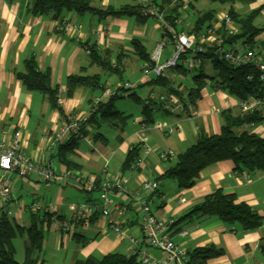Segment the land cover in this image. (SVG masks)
Returning <instances> with one entry per match:
<instances>
[{
	"label": "crops",
	"instance_id": "crops-1",
	"mask_svg": "<svg viewBox=\"0 0 264 264\" xmlns=\"http://www.w3.org/2000/svg\"><path fill=\"white\" fill-rule=\"evenodd\" d=\"M88 1L91 6L97 8L105 6L118 8L125 4L137 3L136 0ZM28 2L29 0H0V140L10 142L14 138V132L19 131V146L29 158L48 164L58 175L70 171L53 158L56 147L52 148L50 145L64 122L60 111L51 108L41 93L27 91L16 78V73L23 71L26 59L33 58L40 70L50 71L51 85L62 89L64 93L66 77L70 74H99L101 84L110 87L107 80L104 82L101 80L102 74L109 72L102 71L96 64H89L87 47L93 46L99 52L105 51L113 65L118 62L120 77L124 69L128 67L131 69L129 79L121 78L112 89L128 81L132 85L129 91L135 92L140 99L147 97L154 99V110L151 115L153 120L142 129L144 117L140 105L129 111L119 110L124 113L128 111L130 115L124 128L122 130L112 128L108 137L104 135V140H94L91 136L80 139L77 147L68 156L73 163L79 165V169L71 171L99 179L105 177L112 180L126 179L127 189L124 193H111L108 196L112 204L116 205L110 215L122 222L126 235L142 237L141 214L137 210V204L131 199L132 194L139 193L138 201L146 203L157 219L175 223L169 229V237L184 252L212 244L221 248L223 254L209 259L207 264H264V257L259 249V244L264 239V177H261L260 171H235L231 161L223 160L201 169L193 186L188 189H179L172 179L160 178L167 167L175 162L177 154L185 150L200 134L211 135L220 132L223 112H229L234 116L241 113L238 98L206 81L200 88L199 98L188 109L181 111L174 105L163 102L165 108L164 105L160 107V100L157 98L171 93L166 94L164 88L151 84L152 75H149L148 79L142 76L143 63L134 54L130 44L132 38H138L141 43L142 39H146V21L139 23L133 16L100 18L87 12L78 14L69 11L63 15V19H70L81 25L80 30L71 36L56 30V21L50 15L31 14ZM203 5L204 0H192L180 22L174 23L175 29L180 33H192L194 19L203 11L201 10ZM233 8L239 14H247L258 9L253 24L261 28V31L254 37L251 47L264 62V0H235ZM178 11L179 9H175L171 14L175 15ZM214 11L215 20L211 25L215 31L209 41L219 39L218 31L224 29L219 19L226 13L225 9L219 6ZM154 29H160L156 22ZM154 37L155 32L152 31L151 38ZM209 43H217V40ZM223 46L240 51L250 49L242 41L231 46L226 44ZM169 57L170 55H167L165 61ZM203 67L206 73L211 68L208 62H205ZM170 75L178 91L185 97V88L190 83L184 85L186 78L183 79L173 73ZM136 88L142 92L138 94ZM100 93L101 89L92 90L79 86L69 96L63 94L59 103L60 109L65 116L84 113L90 109V99ZM154 122L172 126L173 129L171 132L156 129ZM242 129L262 136L259 125L256 128L245 125ZM135 145H139V154L146 147L147 153L143 155L137 168L129 167L122 170L121 166L128 150ZM162 153L167 156L161 158ZM23 180L32 187L31 193L35 199L40 191L38 183L43 181L37 180L34 173ZM145 181L158 182L157 189H141V184ZM43 183L47 186L52 182ZM55 184L62 186L63 191L71 188L84 194L82 198L73 196V200L66 204L45 200L44 205L52 204L55 211L65 218L70 216L69 205L86 202L88 197L94 201L98 198L97 190L88 193L71 182ZM216 189L225 194H233L237 202L249 205L262 216L263 223L254 229L242 230L236 223L228 225L215 215L176 222L206 194ZM11 190L12 198L6 209L14 223L24 226L22 224L24 211L28 210L27 207L31 204L27 206L19 204L21 202L16 201L18 196L14 195L13 189ZM13 206L14 211L11 212ZM29 223L30 213L28 225ZM72 230L78 236H73L72 232L61 233L42 226L40 248L31 256L34 264H74L76 260L88 256L100 257L110 252L134 253L127 236L116 234L109 226L107 218L101 215ZM141 247L153 257L158 259L163 257L159 251L145 243H142ZM24 258L25 250L19 263H23Z\"/></svg>",
	"mask_w": 264,
	"mask_h": 264
},
{
	"label": "trees",
	"instance_id": "trees-1",
	"mask_svg": "<svg viewBox=\"0 0 264 264\" xmlns=\"http://www.w3.org/2000/svg\"><path fill=\"white\" fill-rule=\"evenodd\" d=\"M216 2L222 6L226 13L231 17L236 32L227 34L223 29L218 31L220 41L217 43H203L202 51L196 52V57L200 59V64L194 70L186 68L182 60L185 55L180 57L175 65L170 66L162 74H154L150 79V83L158 85L166 90V94H173L177 96L181 103V111L186 110L189 106H193L196 99L199 98L200 88L209 81L214 86L222 88L229 94L238 98L239 101L248 98L263 99L264 89L262 81L259 79L258 69L251 63H244L234 65L219 53V48L223 45H233L238 41L247 44L252 49L254 37L261 31V28L253 24V19L258 13V9L247 14H239L233 8L235 0H209ZM245 1V0H240ZM136 4H125L118 8L112 6H105L101 8L93 7L88 0H29L28 10L33 15L48 14L55 21L63 19V15L69 11H74L78 14L85 12L92 15L104 18L107 16H133L139 23H144L149 18L141 12V5L138 1ZM153 3L163 9L165 17L175 27L173 22L172 12H175L178 1L174 0H153ZM191 1L189 2V5ZM215 11L212 9L200 11L195 17L191 32L197 35L201 29L211 27L214 19ZM220 32V33H219ZM162 36L166 34L161 30ZM130 44L134 50V54L144 64L149 67L155 65L145 46L138 38H132ZM89 64L98 65L102 71L119 74L120 69L118 62L111 63L107 53L99 52L93 46H88ZM208 62L212 74L205 72L203 64ZM179 75L181 78L190 77L191 83L185 88V97L178 91L170 74ZM16 78L21 82L24 88L31 92L37 91L41 93L51 108L60 111V115L65 119V115L60 109V104L57 101L58 87L51 85L50 71L48 69L40 70L33 58L24 61V69L16 73ZM65 95L69 96L77 87L83 86L92 90L103 89L100 82L99 74H70L66 77ZM130 89H123L117 87L113 94L108 96L106 101H99L95 108L91 109L92 97L90 99L91 113L85 121L79 124L75 133H71L66 140L59 142L56 146V152L52 155L57 162L64 165L68 174L73 173L71 169H79V165L73 163L69 159V155L77 147L80 139L86 136H91L94 140H104L105 136L100 131L103 126H111L122 130L130 118L129 114L119 111L114 108V101L118 98H123L125 95L133 99L141 106L143 114V124L152 122V111L154 99L145 102V99L140 97ZM159 101V100H158ZM157 101V102H158ZM165 101H159L160 107H163ZM165 108V105H164ZM262 108H256L246 113L239 115H231L229 112H223V122L218 134H200L193 143H191L185 150L177 154L175 162L168 166L165 172L160 177L161 179H172L176 182L179 189H188L193 186L201 169L214 164L219 161L229 160L233 164L235 171H260L264 169V137L255 133L248 132L242 129L243 126L251 122L257 123L262 120ZM241 128V129H240ZM19 144V142H18ZM20 147V146H19ZM21 149V148H20ZM139 145L132 146L122 163V170L130 167V164L139 155ZM53 169V168H52ZM55 173V172H54ZM61 175V174H59ZM58 174L55 173L56 178L52 183H68L70 181L60 180ZM103 179L97 178L94 182L95 188L84 192L98 191V198L94 201L89 197L86 202L81 204H89L95 207L89 220L100 215L99 209V182ZM46 182V181H43ZM73 184V183H72ZM157 189V188H156ZM155 189V190H156ZM110 192L107 194H111ZM90 201V203H88ZM34 203V202H33ZM55 208V207H54ZM57 213V212H56ZM40 215V213H38ZM37 213L30 212V223L27 227L19 226L14 223L7 211L2 210L0 214V264H34L31 258L32 254L39 250L42 241V220ZM50 216L49 213L46 214ZM57 219H63L64 216L59 215ZM208 215H215L222 222L231 225L237 224L242 230H250L259 227L263 223V218L260 214L254 211L249 205L244 202H237L233 194H225L220 189H216L206 194L199 203L193 206L184 215L178 218L176 222L185 221L192 218H201ZM88 220V221H89ZM172 224L168 223V232ZM83 225L80 221H73L71 228L61 233H73V228ZM26 233L27 239L25 242V258L23 263H19L14 258L15 249L12 244V238L16 233ZM73 236H78L73 233ZM259 249L264 257V239L259 244ZM188 264H207L211 258L218 257L223 254V250L215 245L209 244L200 246L188 251ZM136 255L124 254L120 252L106 253L100 257L88 256L83 259H78L74 264H135Z\"/></svg>",
	"mask_w": 264,
	"mask_h": 264
},
{
	"label": "built area",
	"instance_id": "built-area-1",
	"mask_svg": "<svg viewBox=\"0 0 264 264\" xmlns=\"http://www.w3.org/2000/svg\"><path fill=\"white\" fill-rule=\"evenodd\" d=\"M139 5H141V12L143 15H147L152 18L160 29L169 37V41L173 46V56H171L165 63L159 64L158 59L161 55L162 49L166 46V43L163 41L157 42L151 59L154 61L155 65L149 67L147 64H142L141 72L144 78H148L151 73L156 75L162 74L164 70L170 66L175 65L180 61V57L185 55L182 63L183 65L191 70H194L200 64V59L196 57V52L202 51V44L208 42H217L220 39H214L209 41L214 34V27H208L202 29L197 35L194 33H180L175 27L171 25V22L165 17L163 9L153 3V0H136ZM178 1L179 9L178 13L173 15L174 23H179L183 17L184 12L186 11L188 4L192 0H174ZM221 27H224V30L227 34H233L236 32V27L233 24L231 17L225 13L220 19ZM81 28L79 23H76L70 19L58 20L55 23V29L62 34L73 36ZM102 32V29L100 33ZM218 53L231 62L234 65H240L244 63H251L257 69L259 73V79L262 81L264 89V62L261 60L258 54H256L252 49H246L243 51L233 49L231 47L219 48ZM119 89H130L132 88L131 83L128 81L122 82L118 85ZM115 89L110 87H103L99 95H95L92 98V108H95V105L99 101H106L108 96L113 94ZM63 90L58 89L57 91V101L60 103L63 97ZM160 101H165L170 105H174L175 108L181 110V104L178 101L177 97L173 94L170 95H160L158 98ZM150 99L147 97L145 102ZM241 113H246L252 111L256 108H262V120L257 124L251 122L249 126L256 128L259 125L262 129V136L264 137V97L263 99L248 98L239 102ZM91 109L84 113H78L75 115L68 114L63 119V124L58 131V133L51 140V147L55 148L59 142H62L67 139L71 133H75L78 129L80 123L86 120V118L91 113ZM154 127L159 130H164L166 132H171L173 127L166 126L161 122H154ZM166 126V127H165ZM145 124H141V128L144 129ZM19 131H15L13 139L8 142L5 140H0V214L2 210L8 212L6 209L7 203L12 198V190L10 184V176L16 174L19 177H27L31 173L36 175L37 180L50 182L56 178L54 170L48 164L43 162H36L29 158L19 147ZM148 148L143 149L135 160L130 164L131 169L137 168L141 163L142 157L147 153ZM167 154H160L161 158H165ZM261 177H264V169L260 170ZM58 179L67 180L78 186L81 189L90 191L95 188L94 182L97 180L95 177H86L78 173L68 174L67 172L61 173ZM99 209L100 215L106 217L108 220L109 226L113 231L120 236H127L131 246L134 249V254L136 255L135 264H188V258L186 252L181 250L169 237L168 232V222L165 220L157 219L150 211L149 206L144 202L138 201V194H132L131 199L137 204V210L141 214L142 224L141 231L142 237H132L126 235L125 231L122 228V222L116 218L111 217L110 212L116 205H113L107 194L110 192L113 193H124L127 189L126 179L119 178L117 180H112L110 177H105L99 182ZM158 187V182H149L145 181L141 184V189L144 190H155ZM30 212L40 213L39 218L42 220L43 227H49L54 231H68L73 221H80L83 225H86L89 218L91 217L95 207L89 204H77L69 205L68 209L70 211V216L68 218L57 219V213L52 204L40 205L37 202L32 203L27 207ZM49 213L50 216L46 214ZM142 243H145L147 246L159 251L163 257L158 259L153 257L151 254L147 253L142 247Z\"/></svg>",
	"mask_w": 264,
	"mask_h": 264
},
{
	"label": "rangeland",
	"instance_id": "rangeland-1",
	"mask_svg": "<svg viewBox=\"0 0 264 264\" xmlns=\"http://www.w3.org/2000/svg\"><path fill=\"white\" fill-rule=\"evenodd\" d=\"M131 2L134 3V1H131ZM217 7H219V4H217L216 2L204 0V5L201 7V10H209V9L215 10ZM146 26H147V34L145 37L146 39H142V43L144 44L146 51L149 53L150 57L153 54V50H154V47H155L157 42L163 41L166 43V46L162 49L161 58L159 57L161 59L160 60L161 63L158 62L159 64H163L174 54L173 46H172L171 42L169 41V37L167 35L161 36L160 29H158V30L154 29L155 21L152 20L150 17L148 19H146ZM152 31L155 32L154 38H151ZM155 39H156V41H155ZM167 55H170V57L165 61V59L167 58ZM166 69L164 70L165 72H166ZM130 71H131V69L129 67L124 69L121 72V77L119 74H116V73H104V74H102L101 80H102V82L107 80L110 84V87L113 88L114 85H116L121 78L123 80L129 79V72ZM136 71L138 74L139 72H138L137 68H136ZM207 73L212 74L213 72L211 69H209L207 71ZM150 75L153 76L154 73H151ZM186 79L187 80H184V82H183L184 85L191 83L190 77H188ZM113 81H115V83H113ZM124 82H126V81H124ZM105 87H108V86L105 85ZM136 92L139 94L142 91H141V89L139 90V88H136ZM137 105L138 104L133 99H131L130 97L118 98L114 101V108L117 110L125 109V110L129 111V110H133L134 107H137ZM128 111H125V112L128 114ZM101 131L106 137H108L110 132H112V127L111 126H103ZM10 179H11L10 180L11 189H13L14 195L18 196V197H16L17 198L16 201L21 202V203H19L21 205L25 204V206L32 204L33 202H37L40 205H44L45 200H50L52 202L57 201V202H61V203L66 204L67 202L73 200V198H74L73 196L81 197V198L84 196V194L82 192H77L71 188H67L66 191L65 190L63 191L62 186H59L58 184L49 183L46 186L43 182H41V183H38V184H40V191H38V193H37L38 196L34 199V195L31 193L32 187L28 186L24 182L23 177H19L16 174H13ZM11 209H12L11 212H13L14 206H13V208L11 207ZM29 213H30L29 210L24 211V216H23L24 219L22 220L23 221L22 224L25 227L28 226ZM22 224L20 223V225H22ZM26 239H27V236H26L25 232L22 234L16 233V235L12 238V244H13L14 249H15L14 258L18 262H20L22 260Z\"/></svg>",
	"mask_w": 264,
	"mask_h": 264
}]
</instances>
